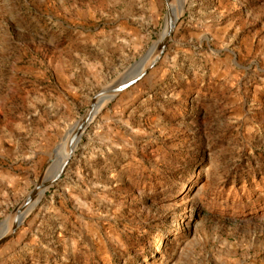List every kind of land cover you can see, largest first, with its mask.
<instances>
[{
  "label": "rangeland",
  "instance_id": "1",
  "mask_svg": "<svg viewBox=\"0 0 264 264\" xmlns=\"http://www.w3.org/2000/svg\"><path fill=\"white\" fill-rule=\"evenodd\" d=\"M169 4L145 63L164 0H0V233L92 98L143 73L0 264H264V0Z\"/></svg>",
  "mask_w": 264,
  "mask_h": 264
},
{
  "label": "water",
  "instance_id": "2",
  "mask_svg": "<svg viewBox=\"0 0 264 264\" xmlns=\"http://www.w3.org/2000/svg\"><path fill=\"white\" fill-rule=\"evenodd\" d=\"M164 3L166 6V14H167V18L169 19L170 26L167 30V33L164 35L162 41L156 47L158 48L160 52L164 50L165 42L168 36L172 34L174 30V26H175L174 19H172L173 11H172V8L170 7L169 0H164ZM151 49L147 52L146 56L150 54ZM146 56H144V58L140 60V62L143 61L146 58ZM142 75H143L142 72H139L135 75L134 74L127 75L126 77H124L122 81H120L116 85L103 88L99 93H97L92 98L88 111L86 112L84 117L81 119V121L75 124V126L69 131V134L65 139L63 148H65L67 153L64 155L63 160L55 168H53L54 161H55L54 158H56V152L59 148V147H56L55 150L52 152L53 155L50 161L48 162L46 171H44L40 182L34 186L33 190L29 193V195L26 197L23 203L16 210L12 227L10 228L9 231L4 230L2 233H0V245L8 237H10L16 231V229L22 224L25 215L29 213L33 209V207H35V205L37 204V201H36L37 197L43 196L48 189L55 186L56 183H58L61 180L69 162L71 161L74 155L76 148L78 147L80 143V140L84 132L86 131V129L91 123L92 116L96 112L97 107L104 100L112 99V96H114L115 94L123 92L124 90L134 85L136 82L140 80ZM52 168L53 170L51 172L50 169ZM49 171L51 172V176L45 178L44 174L45 173L47 174ZM1 225L2 223H0V226Z\"/></svg>",
  "mask_w": 264,
  "mask_h": 264
},
{
  "label": "bare ground",
  "instance_id": "3",
  "mask_svg": "<svg viewBox=\"0 0 264 264\" xmlns=\"http://www.w3.org/2000/svg\"><path fill=\"white\" fill-rule=\"evenodd\" d=\"M168 19V18H167ZM169 20V19H168ZM168 22V21H167ZM170 26V25H169ZM168 26V27H169ZM168 30V29H167ZM166 33H167V31H166ZM163 39V38H162ZM159 45V42L158 43H156L153 47H152V49H151V52H150V54H148L147 56H146V58L145 59H147V60H145V63H148V61H149V59H151L152 57H153V55L155 54V50H156V47ZM67 153V152H66Z\"/></svg>",
  "mask_w": 264,
  "mask_h": 264
}]
</instances>
